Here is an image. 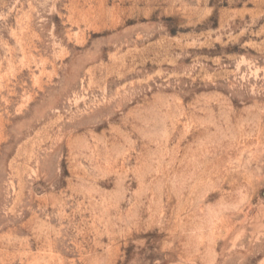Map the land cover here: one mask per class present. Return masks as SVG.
I'll use <instances>...</instances> for the list:
<instances>
[{
    "label": "rangeland",
    "instance_id": "obj_1",
    "mask_svg": "<svg viewBox=\"0 0 264 264\" xmlns=\"http://www.w3.org/2000/svg\"><path fill=\"white\" fill-rule=\"evenodd\" d=\"M0 264H264V0H0Z\"/></svg>",
    "mask_w": 264,
    "mask_h": 264
}]
</instances>
